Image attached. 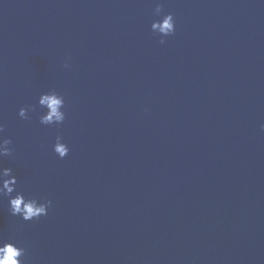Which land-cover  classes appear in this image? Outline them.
I'll return each mask as SVG.
<instances>
[{"label":"water","instance_id":"water-1","mask_svg":"<svg viewBox=\"0 0 264 264\" xmlns=\"http://www.w3.org/2000/svg\"><path fill=\"white\" fill-rule=\"evenodd\" d=\"M0 125L21 264H264V0H0Z\"/></svg>","mask_w":264,"mask_h":264},{"label":"clouds","instance_id":"clouds-1","mask_svg":"<svg viewBox=\"0 0 264 264\" xmlns=\"http://www.w3.org/2000/svg\"><path fill=\"white\" fill-rule=\"evenodd\" d=\"M155 14L160 15L163 9L160 6L155 8ZM151 31L160 35L161 37H167L174 34V20L172 15L163 16L159 22H154L151 25ZM159 43L164 44L165 41L161 39ZM65 67L69 65L65 64ZM38 105L41 108L46 109V114L40 118V123L45 126L60 125L65 120V114L61 111L64 107L63 97L57 95L55 92L43 94L39 97ZM32 107L21 108L19 110V117L21 119H28L27 113L34 111ZM264 130V126H262ZM4 132V128L0 125V134ZM12 141L10 139H4L0 135V158L11 157L14 154V150L11 147ZM54 153L63 159L68 155V148L65 144L61 143V138L57 137L56 143L53 147ZM17 180L13 175L10 168H0V198L9 199V213L13 217H20L24 222H31L39 220L41 217L48 215V210L51 208V201L38 202L35 199L26 200L21 193H16L12 198V194L15 192V186ZM26 256V250L24 248H18L13 243H3L0 246V264H21L22 259Z\"/></svg>","mask_w":264,"mask_h":264}]
</instances>
